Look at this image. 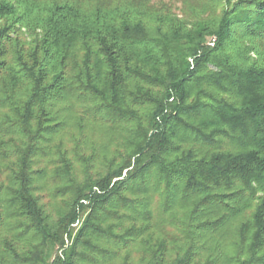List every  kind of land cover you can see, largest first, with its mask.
I'll use <instances>...</instances> for the list:
<instances>
[{
    "label": "trees",
    "instance_id": "16d2710c",
    "mask_svg": "<svg viewBox=\"0 0 264 264\" xmlns=\"http://www.w3.org/2000/svg\"><path fill=\"white\" fill-rule=\"evenodd\" d=\"M156 1L0 0V264H264V0Z\"/></svg>",
    "mask_w": 264,
    "mask_h": 264
},
{
    "label": "rangeland",
    "instance_id": "374dc122",
    "mask_svg": "<svg viewBox=\"0 0 264 264\" xmlns=\"http://www.w3.org/2000/svg\"><path fill=\"white\" fill-rule=\"evenodd\" d=\"M156 3L161 5L162 3L169 7V9L175 13L183 12L186 15H192L200 5L199 2L190 3V1L186 2L185 5L180 0H157ZM198 3V4H195ZM181 15V14H179ZM74 225V224H73Z\"/></svg>",
    "mask_w": 264,
    "mask_h": 264
}]
</instances>
